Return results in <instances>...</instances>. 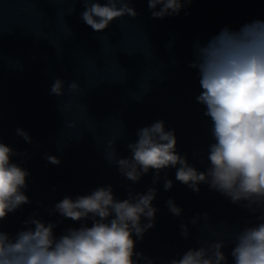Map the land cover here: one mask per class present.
Segmentation results:
<instances>
[{"label":"water","instance_id":"water-1","mask_svg":"<svg viewBox=\"0 0 264 264\" xmlns=\"http://www.w3.org/2000/svg\"><path fill=\"white\" fill-rule=\"evenodd\" d=\"M130 6L135 18L125 15L96 32L81 19L83 0H0V134L3 143L27 152L12 159L30 172L24 191L31 201L0 221L2 230L15 236L37 213L42 222L58 225L53 229L58 238L68 228L91 226L90 219L50 214L65 196L75 199L111 185L114 198L123 200L129 191L155 187L156 226L137 242V252L154 264H168L205 240H224L227 264H234L231 237L256 223L259 212L233 204L207 184L193 192L175 179V168L162 171L156 184L152 170L133 183L108 160V142L115 141L117 158L130 157L127 145L136 142L137 130L164 120L166 129L175 130L177 152L205 171L212 138L205 108L195 99L201 88L198 69L189 67L194 48L224 28L238 31L264 21V0H192L178 15L163 19L153 18L147 0H132ZM56 79L64 81L63 96L50 92ZM74 81L77 91L68 87ZM18 127L31 136V144L16 134ZM46 155L61 163H48ZM165 175L173 181L169 191L163 187ZM169 198L182 208L181 217L169 212ZM182 223L188 225L187 239L180 235Z\"/></svg>","mask_w":264,"mask_h":264},{"label":"clouds","instance_id":"clouds-1","mask_svg":"<svg viewBox=\"0 0 264 264\" xmlns=\"http://www.w3.org/2000/svg\"><path fill=\"white\" fill-rule=\"evenodd\" d=\"M153 18L178 15L192 0H147ZM81 19L93 31L101 32L125 15L138 13L132 0H83ZM157 5L162 7L157 11ZM195 59L190 68L198 69L201 92L197 103L204 106L203 115L210 120L212 142L208 145V167L199 171L185 155L177 152L174 129H166L164 120L137 130L138 139L127 145L131 156L117 158L115 141L108 142V160L116 164L121 175L137 183L142 176L155 172L152 183L160 181V173L175 168V179L199 193L198 185L207 184L230 199L243 203L256 223L235 231L231 237L230 255L234 264H264V21L245 24L238 31L221 30L206 45L194 48ZM64 81L56 79L50 92L64 95ZM77 91L75 81L68 85ZM2 116V113H0ZM16 134L31 144V136L22 128ZM197 155L203 156V152ZM14 156H27L3 143L0 134V221L22 205L31 203L25 194L30 172L13 161ZM48 163L59 165L60 159L46 155ZM164 190L173 187L165 175ZM55 190V189H53ZM157 189L129 191L128 198H114L111 185L100 186L90 194L75 199L65 196L55 203L50 214L59 213L72 221L91 220V226L68 228L58 238L53 229L58 225L42 222L37 213L24 222L25 228L15 236L0 225V264H154L137 252V242L156 226L159 209L153 205ZM169 212L181 217L182 208L172 198L165 202ZM205 219L208 214L204 213ZM147 221L146 223L143 221ZM198 218L191 223L197 224ZM29 225L33 227H29ZM180 235L190 236L188 225L180 224ZM224 240L203 241L199 248H190L168 264H227Z\"/></svg>","mask_w":264,"mask_h":264}]
</instances>
